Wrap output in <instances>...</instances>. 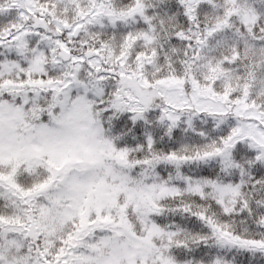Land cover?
Listing matches in <instances>:
<instances>
[{"label": "snow or ice", "instance_id": "6c2138e0", "mask_svg": "<svg viewBox=\"0 0 264 264\" xmlns=\"http://www.w3.org/2000/svg\"><path fill=\"white\" fill-rule=\"evenodd\" d=\"M0 264H264V0H0Z\"/></svg>", "mask_w": 264, "mask_h": 264}]
</instances>
